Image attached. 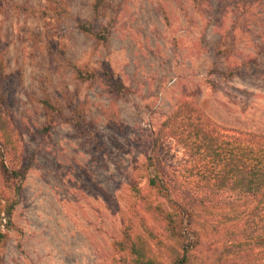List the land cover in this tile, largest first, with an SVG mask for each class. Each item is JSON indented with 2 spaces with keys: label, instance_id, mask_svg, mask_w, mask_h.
Returning <instances> with one entry per match:
<instances>
[{
  "label": "rangeland",
  "instance_id": "rangeland-1",
  "mask_svg": "<svg viewBox=\"0 0 264 264\" xmlns=\"http://www.w3.org/2000/svg\"><path fill=\"white\" fill-rule=\"evenodd\" d=\"M94 20L95 29L109 25L107 42L79 28ZM0 62L11 127L8 139L0 131L8 167L0 165V264H136L124 233L133 205L154 224L137 197L157 199L146 157L181 102L228 127L264 132V0H106L97 19L92 0H0ZM229 64L233 78L222 73ZM159 154L173 197L194 212L189 235L200 244L190 264H240L242 247L228 230L251 199L196 190L173 139ZM14 169L25 170L22 182ZM175 233L184 235L179 226Z\"/></svg>",
  "mask_w": 264,
  "mask_h": 264
},
{
  "label": "trees",
  "instance_id": "trees-1",
  "mask_svg": "<svg viewBox=\"0 0 264 264\" xmlns=\"http://www.w3.org/2000/svg\"><path fill=\"white\" fill-rule=\"evenodd\" d=\"M105 1L92 0L96 19L101 16ZM95 24V20L80 22L79 28L92 35L96 41L107 42L110 35L109 25L99 24L95 29ZM222 73L233 78L238 73L237 67L229 64L228 70ZM43 102L49 111L63 116L60 108L49 99ZM53 125L51 121L45 129L49 130ZM10 128L3 107L0 106V131L6 139L11 135ZM170 139L175 140L184 149L189 162L190 177L193 178L196 190L206 193L207 196L251 199L252 205L236 218V222L228 230V241L232 246L242 247L235 253L240 264H255L258 260H263L264 132L248 131L218 123L194 102L185 100L161 123L150 143L145 165L149 171V186L155 190L157 199L141 193L137 200L142 205V210L151 216L154 224H158L162 231L159 233L138 206L133 205L134 219L124 233L125 247L131 254L132 261L136 264H164L156 255L154 241L159 239L162 247L165 246L174 256L173 264H190L191 253L200 244L199 240L191 239L189 235L196 233L194 212L175 200L173 191L159 167L160 148ZM4 152L0 149V165L8 170L3 158ZM24 172L25 170L14 169L12 174L22 182L25 179ZM161 197L165 198L168 204L160 201ZM176 207L179 209L171 210ZM1 213L0 208V218ZM177 226L187 238H182V234V237L176 235ZM133 230L136 235L132 233ZM163 231L169 234L168 239ZM3 236L0 230V238ZM171 240H176L177 248L168 242ZM115 247L119 249L117 245ZM255 248L258 251H255Z\"/></svg>",
  "mask_w": 264,
  "mask_h": 264
}]
</instances>
